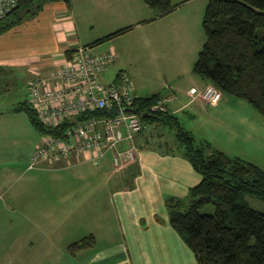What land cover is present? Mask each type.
Here are the masks:
<instances>
[{
    "label": "crops",
    "instance_id": "obj_1",
    "mask_svg": "<svg viewBox=\"0 0 264 264\" xmlns=\"http://www.w3.org/2000/svg\"><path fill=\"white\" fill-rule=\"evenodd\" d=\"M135 2L139 9H143V7H141L142 5H140V2L144 4L143 1L135 0ZM124 5H126L125 2ZM144 6L148 8L145 4ZM75 7V0H72L70 7H68L63 0H58L47 3L43 9L31 19V23L34 22L36 24V31H38L36 33L40 36V41L35 46L37 50L28 48L27 35L18 41L9 42L5 37L3 39L0 38V64H12L19 60L25 61L26 64L29 65L30 70L32 69V71L38 72L39 74L37 75L41 78H47L53 71L64 64L65 59L68 58L76 48L81 47L79 46L80 39L78 40L77 37L79 34L77 24L79 26L83 24L85 18L82 20V17L87 14L79 11V13L75 15ZM148 9L151 10L150 8ZM100 18L105 17L101 15ZM167 18H169L168 15L158 17L156 14L151 22H147L148 24L145 23L147 26L151 25L150 31L152 32L150 36L142 34L146 41V45H155V39L158 38V35H153L154 26L157 24H162L163 26V22L167 20ZM144 21L145 20H137V22L127 27H131L130 31H133L142 27ZM23 24L3 34V36L17 30ZM108 25L105 29H98V36H95L92 42L84 46L88 48L89 52L91 48L89 45L94 41L113 33L106 32L111 31ZM47 32L50 33V38L46 37ZM177 32L178 31L170 29L166 24L164 33L160 35L159 38L162 41L164 37V39L169 41L174 37L175 41V37L178 36V40L183 41L184 45L185 43H190V35L184 32L182 34H177ZM30 35L36 36L33 32H31ZM34 40L35 39L31 38V43H33ZM113 42L114 41L111 39L104 43V47H96V49L100 51V54L97 55L107 54L109 52L115 53ZM152 51H154V49ZM21 64L24 63L22 62ZM116 71H118V73L122 72L121 69ZM116 75L112 82H115ZM34 76V74H31L32 79ZM199 84H201V82L196 83V85ZM207 85L208 83L205 82V85L202 87L203 90ZM132 86L135 96L137 98H144L139 96L140 94L136 92V88L133 84ZM170 89H172V87ZM191 89L197 92L196 86L191 84L185 93L188 99L186 103L178 101L177 96H163L160 93H155L161 95V100L157 105L160 106L163 112L169 113L176 118L178 114H184L185 111H189L190 113L187 114L186 118L197 119L198 121L204 118L207 121L204 125L205 133L217 138L219 130L220 135L225 136V140L217 150L223 152H228L230 150L235 152L234 155L228 154L230 156L244 160L241 154H243L242 152L245 148H243L244 145L241 143L253 147L260 145L264 147L263 119H261V116L251 107L253 111H250L246 103L247 106L244 105V103H240L238 99L222 94V98L218 104L208 105L201 99L190 95L189 91ZM228 114L232 117L237 115V117L233 118L236 122L233 123L231 121L225 126L224 121L227 120L226 116ZM16 116L17 113L13 111H11L10 114L0 113V167L5 168V171L9 165L18 161L17 153H20L22 163H24V165L28 164L26 169L31 170L29 163L34 153L33 151H35V147L38 145L37 144L33 149L29 147L28 151L21 149L19 146L17 147V144L15 146ZM219 125H221V127H219ZM223 126L227 131H224L225 128H223ZM141 132L138 134L139 136ZM138 135H136V137H139ZM136 148L135 163L127 167L124 171L127 173L131 169L140 168V174L147 175L145 177L147 184L143 187L142 193L107 191L108 186L106 187V184L108 182L109 185L112 179L111 176H107L105 180L100 179L99 183L100 185L103 184V188H99L98 192H92L93 190L84 193L81 192L83 198L86 199L84 207H74L71 210H64L62 207V201L64 199L62 197L65 195L63 194L65 182L70 186L74 182L78 183L77 185L80 187L79 190L81 188L89 189L92 187L91 185L94 184L93 181H95V178L77 176L69 180L63 175L58 174V172L62 173L64 168L81 164V162L76 161L74 155L69 157L68 161L70 165L67 164L68 167H65L66 164L63 165L60 161H43L37 165L36 168H41V170H44L43 172L50 175L47 178H41V182L47 185L46 189L48 193L42 194L43 198L39 206L36 205V203L32 204L29 196H33V194L28 195V197L27 195H21L27 197L26 199L29 201L27 202V200H25L26 202L23 203L25 207L22 213L15 212L22 219H19L16 223L17 226H14L10 230L16 234V238H14L13 241L10 240L6 247L8 255L4 258L3 253L0 255V264H136L134 261V256L136 255L134 248L138 246L143 248L146 243L143 241L140 234H149L154 223L157 230L159 226L157 222H154L156 220H153V217L156 216L155 213H157L154 211L153 207L156 201L154 200V185L158 184L159 181L174 183V186H170L166 189L167 195L163 197L164 200L169 197H183V195L188 193L190 187L196 185L200 181V176L192 169L184 155L178 156L170 152L161 155L154 149H149L150 147L147 144L143 145V147L140 146ZM23 151L26 153L22 155ZM109 160L111 162V159ZM75 196H78V194H75ZM50 199H52L55 204H53V202L49 203ZM146 200L148 204L144 210V202ZM32 201H34V199ZM80 203H82V201ZM51 204L54 206H50ZM110 206L116 208L117 214L114 219L109 216ZM145 216H147L149 220L145 218L147 222L144 223L145 226H143L142 220H144ZM114 225L121 227L122 231L120 237L113 235L112 228ZM90 236L93 237L94 241L89 247L72 253L68 250L71 244Z\"/></svg>",
    "mask_w": 264,
    "mask_h": 264
},
{
    "label": "rangeland",
    "instance_id": "obj_2",
    "mask_svg": "<svg viewBox=\"0 0 264 264\" xmlns=\"http://www.w3.org/2000/svg\"><path fill=\"white\" fill-rule=\"evenodd\" d=\"M90 1L75 0V15L79 11L87 14L82 17V20L85 18L84 23L80 26L77 24V29L79 30L77 37L78 40L80 39L79 46L81 47L92 42L95 36L99 34L97 33L98 29H105L108 24H110L108 28L111 31L106 32H114L120 28L130 26L134 22H137V20H145L142 27L130 32L128 31V33L126 32L112 39L114 41L116 59L100 75L102 84L108 85L113 83V78L118 73L116 70L121 69L122 73L130 79V83L135 86L136 92L140 94V97H149L152 94L160 93L163 96H177L178 101L186 103L188 99L185 93L191 84L196 86L197 93L202 92L205 81L194 74L192 68L205 41L202 20L209 0H170L171 6H176V8L168 14L169 18L164 20L163 26L162 24L154 26L153 35H158V38L155 39V45L151 46L150 44L146 45L143 35L150 36L152 33L150 31L151 25L147 26V22H151L155 18L156 11L149 10L142 2H140V5H142L141 7L143 9H139L135 0ZM124 2L126 5H124ZM101 15H104L105 18H100ZM22 24L17 30L4 36L1 35L0 38L3 39L5 37L9 42L18 41L27 35L28 48L37 50L35 46L40 41V36L36 33L38 32L36 31V24L34 22L31 23V19H25ZM166 24L170 29L178 31L177 34L184 32L190 35V43H185L184 45L183 41L178 40V36L175 37V41L174 37L169 41L163 37L161 41L159 37L164 33ZM31 32L35 33L36 36L30 35ZM46 37H51L49 32L46 33ZM31 38L35 39L33 43L30 41ZM104 43L91 47L90 53L100 54V51L96 47H104ZM153 49L154 51H152ZM22 62L24 64H21ZM31 74L37 75L39 73L32 71V69L30 70L29 65L25 61L19 60L12 64H0V113L10 114L15 107L27 102L28 83L32 80ZM197 81L201 82V84L196 85L198 83ZM171 87L172 89H170ZM240 103L246 105L241 100ZM247 107L250 111H253L250 106ZM188 113L189 111H185L184 114H178L177 119L181 127L193 137L195 145L199 146L203 143H209L216 150L220 148L225 140V136H221L219 130L217 138L207 135L204 127L207 121L204 118L199 121L197 119L186 118ZM234 117H237V115L232 117L228 114L224 125L227 126L226 124L231 121L233 123L236 122L233 119ZM261 119H263L262 127H264V118L261 117ZM15 122V146L17 144V147L19 146L21 149L28 151L29 147L33 149L40 143V134L31 127L24 112L17 113ZM143 126L144 128L140 136L138 135L139 137H136L134 140L135 147L139 148L147 144L150 147L149 149H154L161 155L169 152L178 156L184 155V149L177 142L173 130L168 126L147 122L143 123ZM223 128L225 127L223 126ZM224 131H227V129L225 128ZM241 144L245 148L242 152L243 154H241L244 160L264 171V147L262 145L253 147L245 143ZM25 153L23 151L22 155ZM225 153L234 155L235 152L229 150ZM109 157L110 155L107 154L100 160L98 166L93 165L91 162H81V164L64 168L62 173L58 172V174L63 175L69 180L77 176L95 178V181H93L94 184L89 189L81 188L79 190L78 183L74 182L70 186L65 182V190L63 193L65 195L62 197L64 198L62 201L64 210H71L74 207H84L86 199L83 198L81 192L84 193L92 190V192H98L99 188H103V184L100 185L99 183L100 179L105 180L107 176H111L112 178H110L109 185L108 182L106 184V187L108 186L107 191L143 192V187L147 184L145 179L147 175H141L140 168L131 169L127 173L125 171L116 172ZM17 158L18 161L9 165L6 171L5 168L0 167V255L3 253V258L8 255V252H6L8 243L10 240L13 241L16 238V234L10 230L14 226H17L16 223L19 219H22L15 212L22 213L25 207L23 203L26 202L25 200H27L28 195L33 194L29 198L32 204L36 203L39 206L43 198L42 194L48 193L46 189L47 185L41 182V178L44 179L50 175L43 172L44 170H41V168L35 167L27 170L26 166L28 164L24 165L22 163L20 153H17ZM60 163L63 165L66 164L65 167H68L65 161H60ZM29 164H31V161ZM170 186H174V183L159 181L153 187L154 200H156L153 207L154 211L157 212L155 213L156 218L153 217V220H156L154 222H157L159 226L157 230L154 223L149 234H140L146 243L143 248L139 246L134 248L136 253L134 261L136 264H198L193 252L168 224V211L165 202L170 197L164 200L163 197L167 195L166 189ZM75 194H78V196H75ZM21 195H27V197ZM186 196L187 193L183 197L174 198L183 199ZM33 199L34 201H32ZM81 201L82 203H80ZM245 201L252 209L264 213L263 200L246 195ZM50 202H53V200L50 199ZM144 203L145 210L148 204L147 200ZM53 204L55 203L53 202ZM50 206L53 207L54 205L51 204ZM213 211L214 208L212 205L200 209V213L203 214H212ZM116 214V208L110 206L109 216L114 219ZM145 218L149 220L145 216L144 220H142L143 226L147 222ZM112 229L113 235L121 236L122 229L120 226L114 225Z\"/></svg>",
    "mask_w": 264,
    "mask_h": 264
},
{
    "label": "trees",
    "instance_id": "obj_3",
    "mask_svg": "<svg viewBox=\"0 0 264 264\" xmlns=\"http://www.w3.org/2000/svg\"><path fill=\"white\" fill-rule=\"evenodd\" d=\"M58 0H16V7L0 18V36L33 19L47 3ZM70 7L71 0H63ZM158 17L176 6L170 0H142ZM205 41L192 72L222 94L241 100L264 118V0H209L202 20ZM117 30L94 41L91 47L130 31ZM160 94L137 98L134 111L143 123H159L173 130L185 159L200 176L186 198H169L165 205L168 224L193 252L198 264H264V213L246 203L251 195L264 201V171L209 143L196 146L177 118L163 111H150ZM24 112L31 127L41 136L62 137L69 126L43 125L28 102L13 109ZM98 117L107 112H95ZM81 119V118H79ZM212 205V214L200 209ZM87 237L68 247L72 253L89 247Z\"/></svg>",
    "mask_w": 264,
    "mask_h": 264
},
{
    "label": "built area",
    "instance_id": "obj_4",
    "mask_svg": "<svg viewBox=\"0 0 264 264\" xmlns=\"http://www.w3.org/2000/svg\"><path fill=\"white\" fill-rule=\"evenodd\" d=\"M15 7L16 0H0V18ZM115 58L114 52L97 55L87 47H78L47 78L35 75L30 81L27 102L38 120L51 128L69 123L62 137L41 136L31 157V168L43 161H65L69 165L71 155L77 162L98 165L109 154L116 172L135 163L134 139L143 124L134 111L137 97L132 83L122 72L113 83L105 85L100 81V75ZM189 93L208 105H216L222 98L221 91L212 85L201 93L194 89ZM158 110L162 111L159 105L150 109ZM95 112L109 115L98 117L93 115Z\"/></svg>",
    "mask_w": 264,
    "mask_h": 264
}]
</instances>
